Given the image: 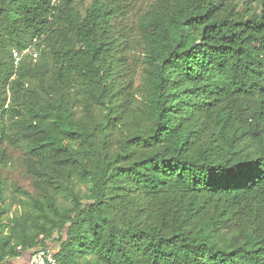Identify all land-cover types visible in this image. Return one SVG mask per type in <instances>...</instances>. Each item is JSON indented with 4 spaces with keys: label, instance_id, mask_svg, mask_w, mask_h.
Instances as JSON below:
<instances>
[{
    "label": "trees",
    "instance_id": "16d2710c",
    "mask_svg": "<svg viewBox=\"0 0 264 264\" xmlns=\"http://www.w3.org/2000/svg\"><path fill=\"white\" fill-rule=\"evenodd\" d=\"M82 1L0 0V264H264V0Z\"/></svg>",
    "mask_w": 264,
    "mask_h": 264
},
{
    "label": "rangeland",
    "instance_id": "374dc122",
    "mask_svg": "<svg viewBox=\"0 0 264 264\" xmlns=\"http://www.w3.org/2000/svg\"><path fill=\"white\" fill-rule=\"evenodd\" d=\"M155 1L156 0H135L134 10L133 12L129 13L128 27L131 28L132 33L137 34V38L139 37L137 30L138 18L147 8H150ZM236 2L239 5L238 10H241L243 8L241 0H237ZM89 4L90 0H83L77 5V10L81 14H84L85 9L89 6ZM141 48V43L137 41L134 45V54L135 56H138V58L135 60H131L132 68L130 73L133 76L137 91H140L143 87L142 64L140 62L142 52ZM28 51H26V53L31 54L33 51L36 52V54L39 53L32 46L28 48ZM32 58L34 61H36L37 55L35 57L32 55ZM21 155L22 151L20 149L11 151V159L8 166L0 169V190H2L3 195L5 197V203L9 207L6 217H11L15 213H17L18 209L20 208V205L18 204L19 199L23 198L24 196L17 194V189L28 191L34 195L37 194V190H35L33 187L32 179L27 176L23 171L22 164L20 161ZM55 236L56 235H54V237ZM46 243L47 246L52 248L54 251L58 250V245L60 244L59 241L52 239H47ZM31 249L32 248H28L27 250L23 251L19 256L10 258L3 264H28V257ZM19 250L20 249H18V251Z\"/></svg>",
    "mask_w": 264,
    "mask_h": 264
},
{
    "label": "built area",
    "instance_id": "2783aa9c",
    "mask_svg": "<svg viewBox=\"0 0 264 264\" xmlns=\"http://www.w3.org/2000/svg\"><path fill=\"white\" fill-rule=\"evenodd\" d=\"M28 48L24 50L21 54L17 51H13V56L16 61H18L22 54L26 53ZM30 52V51H28ZM34 57L37 55L36 52L31 53ZM28 264H61L56 257V251L50 247H34L30 250L28 257Z\"/></svg>",
    "mask_w": 264,
    "mask_h": 264
}]
</instances>
